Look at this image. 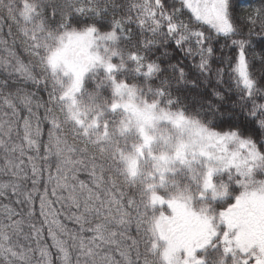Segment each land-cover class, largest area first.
Instances as JSON below:
<instances>
[{"label":"snow or ice","instance_id":"obj_1","mask_svg":"<svg viewBox=\"0 0 264 264\" xmlns=\"http://www.w3.org/2000/svg\"><path fill=\"white\" fill-rule=\"evenodd\" d=\"M154 4L155 8L145 11V15L153 25L152 34L162 36L163 44L174 43L186 57L191 59L198 57V62L193 63L197 76L210 75L213 62L219 64L220 66L215 70L217 85L224 83V65H227L230 69L228 74L234 78L236 90V102L231 105L225 117L221 109L224 107L226 96L224 92L214 88L210 93L211 98L207 107L213 112L214 117L219 114L220 119L215 123L209 121L203 127L198 120H194L193 125L201 133L202 147L206 145L208 148V151H202L201 155L217 165L208 168V178L204 181V188L212 190L214 198H226V191L217 194L214 188L215 175L226 174L229 183H234L239 191L231 197L226 207L209 208L200 213L189 209L183 203L170 201L169 205L174 215L171 219L162 217V222L156 226L159 235L167 243L165 258L168 264H216V261L206 253L209 250L219 249L221 257L219 264H264V180L256 179L257 172H264V103L256 99L258 94L264 95V90L258 87V82L250 71L253 59H258L264 64V4L245 12L242 0H179L181 8L178 11L186 12L192 21L199 25L195 29H189L187 24L176 19L177 10H173L172 13L165 12L164 0H154ZM21 7L23 19L32 23L30 29L25 27L20 31L26 39L27 46L24 51L33 60L25 63L14 51H9V56L15 58V72L25 81L36 85L41 82L47 84L51 76L53 101L69 97L76 89L81 88L82 79L89 71V66L100 60V57L92 53L89 48L92 38L99 32L95 23L74 20L73 15L91 14L99 19L101 10L96 7L95 0H64L59 8L50 4L48 0H22ZM158 14L160 19L156 18ZM58 16L59 20L55 28L51 27L48 18L56 20ZM127 22L130 23L131 20ZM80 23H85L86 26L83 29L72 27L73 24ZM124 23L121 20H113L107 38L115 40L117 34H120L123 39H129L131 30L125 32ZM144 24L145 20L141 19L138 27L143 28ZM160 44L159 41L148 40L142 42V47L149 49L160 47ZM53 47H55L54 51ZM225 49L229 50L230 54L223 57L217 55L223 53ZM41 50L44 52L43 55ZM111 55L112 58L117 57L116 52H112ZM131 58L133 61L144 60V57L136 52L131 53ZM3 63L9 65L10 61L4 59ZM182 63L180 61L169 65V68L177 73L178 82L181 84L184 83L187 75L181 67ZM34 66H38L39 73L34 70ZM104 68L111 72L115 65L105 62ZM147 70L159 72V64L155 61L149 62ZM61 74L64 77H71V86L63 96H57V87L62 83L59 79ZM164 83L167 84V81ZM188 85L199 86L196 79L188 81ZM115 90L119 93L120 85L117 84ZM168 95L170 97V93ZM21 102L30 108L33 103L32 94L25 92ZM177 102L178 100L171 98L168 101L169 104ZM112 108L116 109L117 105L113 104ZM180 119L183 120V116ZM46 120L52 128L59 129L60 125L54 116L46 117ZM77 123L81 122L77 121ZM145 123H150L147 117ZM23 131L24 141L29 147H35L38 151V139H34L33 136L42 137L43 129L33 128L32 121L25 119ZM83 131L87 133V129ZM139 131L144 145L137 147L136 151L142 152L143 147L150 144L152 137L147 134L143 126ZM49 135L51 136V133ZM124 159L130 176L135 177L137 167L135 158L128 156ZM159 160L168 162L169 158L161 155ZM33 171L35 172V168ZM92 174L95 175L94 172ZM99 179L102 180L103 176ZM80 187L82 190L86 188L84 182L80 183ZM148 187L151 188L152 185ZM227 187L228 185H225V189ZM92 198V192L88 190L85 199ZM71 199L72 203L79 207V195L75 191ZM157 201L163 203L161 198L153 193L152 203L155 204ZM133 203L134 201H130V204ZM50 205V201H46L43 197L40 199V214L45 217V223L49 225L48 238L52 241V248L58 253L59 264H71L72 253L67 247V242L57 235V232L67 235L65 225L58 219L55 209L49 211ZM29 215H35V210L30 211ZM127 217V212L122 213L117 223L121 225L130 223ZM74 219L76 222H81L85 218L83 215H78ZM43 232V228L34 231L37 237L36 251L42 257L44 264H52V252L49 246L46 243L42 244L40 240ZM137 244L138 242L132 239V245L135 247ZM80 247L86 246L81 242ZM149 247L154 249L156 245L150 243ZM181 253H183L182 257ZM12 255L15 257L17 254L13 252ZM87 255L94 257L96 253L88 248ZM120 255L130 264L126 248ZM101 259H105L106 264H112L111 257H101ZM25 264H31L30 258H25Z\"/></svg>","mask_w":264,"mask_h":264},{"label":"trees","instance_id":"obj_2","mask_svg":"<svg viewBox=\"0 0 264 264\" xmlns=\"http://www.w3.org/2000/svg\"><path fill=\"white\" fill-rule=\"evenodd\" d=\"M48 2L59 8L63 5L64 0H48ZM21 4L22 0H2L0 2V41L3 42L0 43V56L3 52L2 49L6 47L8 51H14L25 63H28L33 58L24 51L27 44L20 29L25 27L30 29L32 23L23 19ZM95 4L101 10L99 19L91 14L87 16L74 14L73 19L94 22L100 36H107L113 20L124 21L125 32L131 30L129 39H123L120 34H117L116 39L111 43L112 52L117 53L116 58H112V52L106 51V62L115 65L111 72L105 70L104 64L94 65L83 77L78 92L54 102L51 95L53 91L51 76H49L47 84L41 82L36 85L7 72L0 65V103L8 106L16 114V118L20 114V118L11 125L10 129L12 134L17 135L16 142L25 151L29 166L35 168L33 176L27 181H22L27 187V197L17 207V210L19 217L29 219L30 224L44 229L46 244L52 252V264H58L55 256L56 251L52 248L48 238L45 217L40 214L39 209L40 199L42 197L45 199L47 193L54 189L55 178L60 170L58 156L54 150V139L58 138L85 164L95 167L99 175L103 176V179L110 184L112 190L124 198V203L133 218L131 234L136 237L140 252L143 255L148 254L151 262V255H155L156 250L149 247L150 243L153 244V231L148 229L147 225L153 223L161 211L168 213L166 206L159 207L152 203L153 193L165 201L184 200L193 210L200 213L209 208L226 207L231 197L239 189L234 183H229V177L226 174H217L214 177L215 193L226 191L227 197L224 199L214 198V192L210 189L205 190L203 187L201 180L203 169H199L196 171L197 173L193 171L191 175L180 169L158 177L154 171L148 169L146 163H143L138 165L140 172L136 173L135 177L130 176L124 157H137L136 149L141 144V137L137 129L127 124L124 112L112 108V105L118 102L114 83L124 84L134 89L137 101L155 104L171 114H178L190 121L198 120L201 126H205L209 121L215 123L220 119L219 114L214 117L213 112L207 107L211 98L210 93L214 88L224 92L226 96L224 107L221 109L225 117L231 105L236 102L234 78L228 74L230 72L228 66L224 65V83L217 85L215 70L220 65L215 62L212 64L210 75L197 76L193 63L198 62V57L188 58L184 52L176 48L174 43L163 44L162 36L153 35V25L145 15V11L155 8L154 0H95ZM164 4V11L172 13L173 10H177L176 19L187 24L189 29L199 27L186 12L178 11L181 8L179 0H164ZM261 4H264V0H242L245 12L258 8ZM157 12L159 13V10ZM45 15L47 16V10ZM156 18L160 19L159 14ZM129 19L130 23L127 22ZM141 19L145 20L143 28L138 27ZM58 20L59 16L56 20L49 17L48 24L55 28ZM85 26V23L72 25L74 29H83ZM148 40L161 42L160 47L143 48L142 42ZM52 50L54 51L55 47ZM132 52L143 56V62L133 61ZM41 54H44L43 50H41ZM228 54L230 52L227 49L223 53H217L221 57ZM153 61L159 64V72L147 70V64ZM180 61L183 62L181 67L187 73L182 84L178 82L177 73L169 68L170 64H177ZM34 70L39 73L38 66H34ZM250 71L253 78L257 80L258 87L264 90V64L260 63L258 59H253ZM193 79L197 80L198 87L188 85V81ZM165 81L167 84L164 83ZM226 89L228 91H225ZM61 90L59 85L56 90L57 96H62ZM25 92L33 96L30 108L21 102V97ZM168 93H170V97ZM170 98L178 100V102L169 104ZM256 99L258 102L264 103V95L258 94ZM72 101L74 103L73 114L69 107ZM52 116L59 123V129L52 128L47 122L46 117ZM25 119H30L34 128L43 129L42 137L33 136L34 139H38V151L35 147L27 149L23 139ZM77 121L81 123H77ZM125 126L126 128H124ZM83 129H87V133ZM16 154L15 156H17ZM263 175L264 172H257L256 179L262 180ZM149 185L152 187L149 188ZM225 185H228L227 189H225ZM130 201H134V203L130 204ZM63 203H66L65 199H63ZM33 209L35 215H29ZM22 229L25 230L26 226L22 225ZM24 242L32 259L39 261L34 246L28 241ZM203 254L201 253V255ZM206 254L214 259L216 264H219L221 258L219 249L209 250ZM3 263L5 260L0 256V264ZM150 264L161 263L153 261Z\"/></svg>","mask_w":264,"mask_h":264},{"label":"rangeland","instance_id":"obj_3","mask_svg":"<svg viewBox=\"0 0 264 264\" xmlns=\"http://www.w3.org/2000/svg\"><path fill=\"white\" fill-rule=\"evenodd\" d=\"M112 42L113 40H109L107 36L98 34L92 38L89 44L90 51L99 56L100 60L90 65L89 69L96 64L106 62V51L112 52ZM2 50L1 67L23 79L14 70L15 58L9 56L6 47ZM4 59H8L10 64L5 65ZM59 79L62 82L60 86L63 96V93L71 86V77H64L61 74ZM116 85L114 83V89ZM118 85H120V92L117 93L115 90L118 99L116 109L123 111L127 124L137 129L141 137L140 146L144 145L143 137L139 131L141 126L152 137L150 144L143 147L142 152L136 151V173L140 172L138 165L143 163H146L148 169L154 171L158 177H163L166 173H173L180 169L189 175L193 171L197 173L196 171L203 169L201 180L204 187V181L208 178V168L217 167V165L214 161H210L206 156L201 155V152L208 151V148L206 145L202 147L201 133L193 125V121L184 117L181 120L180 115L171 114L155 104L137 101L134 89L124 84ZM78 91L79 88L73 93ZM73 105V101L70 102L69 107L72 114L74 112ZM145 117L150 120V123H145ZM19 118L20 114L16 118V114L8 106L0 103V141L3 142L0 143V256L5 260L3 264H25V258H30L31 264H44L38 251L36 252L39 261L32 259L24 245V241H28L35 250L37 249V237L34 235V231L40 227L30 224L29 219L19 217L17 210V207L27 197V187L22 181H27L33 176V167L29 166L25 151L16 142L17 135L12 134L10 129L11 125L17 122ZM54 140V150L58 156L60 170L55 178V187L47 193L45 200L51 202L49 211L55 209L58 219L65 225L67 235L59 232L57 235L67 242V247L72 253L71 264H106V260L101 259V257H111L112 264H128V261H125L120 255L125 248L130 258V264H146V260L147 264L153 261L168 264L165 258L167 243L159 235L156 226L162 222V217L166 216L171 219L174 215L169 205L170 201L183 203L193 210L189 203L181 199L169 201L161 199L163 203L159 201L155 203L159 207L166 206L168 213L161 211L153 223L147 225L148 229L153 231V244L156 245L154 248L156 250L155 255H151L150 262L148 254L143 255L138 246L132 245V239L136 240V237L131 234L133 218L124 203V198L117 195L107 181L99 179L101 175L95 167L85 164L58 138ZM26 145L27 149L31 148L27 143ZM161 155L167 156L168 162L160 161ZM93 172L95 175L92 174ZM81 182L86 185L83 190L80 187ZM88 190L92 192L93 198L91 200L85 199ZM74 191L79 195V207L72 203L71 196ZM63 199L66 203H63ZM124 212L128 213L126 219L130 220V223L121 225L117 221ZM195 212L199 213L197 210ZM78 215H83L85 219L76 222L74 217ZM22 221H25L24 224ZM22 225L26 226L25 230L22 229ZM47 227L49 228L48 224ZM52 227L55 230L54 225ZM40 240L42 244L46 243L44 232ZM81 242L86 246L85 248L80 247ZM88 248L96 253L94 257L87 255ZM13 252L17 254L15 257L12 255ZM55 256L57 258V252ZM182 256L183 253H181Z\"/></svg>","mask_w":264,"mask_h":264}]
</instances>
